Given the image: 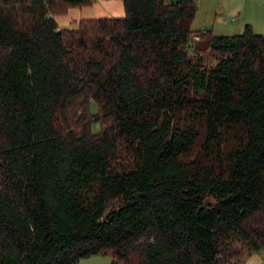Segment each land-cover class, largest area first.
Segmentation results:
<instances>
[{
  "label": "trees",
  "instance_id": "16d2710c",
  "mask_svg": "<svg viewBox=\"0 0 264 264\" xmlns=\"http://www.w3.org/2000/svg\"><path fill=\"white\" fill-rule=\"evenodd\" d=\"M121 2L60 27L92 0H0V264L264 247V33L196 32V0Z\"/></svg>",
  "mask_w": 264,
  "mask_h": 264
},
{
  "label": "rangeland",
  "instance_id": "374dc122",
  "mask_svg": "<svg viewBox=\"0 0 264 264\" xmlns=\"http://www.w3.org/2000/svg\"><path fill=\"white\" fill-rule=\"evenodd\" d=\"M197 2V11L195 14V17L192 22V28L198 31H202L205 29H212L213 33L215 34H238L243 31L245 23H242L241 26V20L239 17H237V8L241 6V0H196ZM121 4V0H112V9H114L112 12H106L109 11L105 8L106 11H103L102 14L105 16H118L123 15L124 10L122 7L121 14H116V9H119ZM91 5H93L92 8L95 9V7L100 8L104 5L102 0H92ZM120 7V8H121ZM228 18L230 21L225 23L223 21L224 18ZM232 22V20H234ZM237 18V19H236ZM259 32V31H256ZM264 33V32H259ZM192 40L197 45H202L204 42L199 38V36L192 35ZM204 65L211 66L214 65L217 61L216 55L211 50L204 49L201 51ZM190 54L193 55L192 52ZM92 110L96 108L95 103L92 102L91 104ZM93 130L98 129V123H95L93 125ZM97 258H100L102 260H106V264L111 263V256L107 254H100ZM235 261L233 264H263L264 261V247L247 252L243 249L242 254L238 257V259H233Z\"/></svg>",
  "mask_w": 264,
  "mask_h": 264
},
{
  "label": "crops",
  "instance_id": "0c3cea01",
  "mask_svg": "<svg viewBox=\"0 0 264 264\" xmlns=\"http://www.w3.org/2000/svg\"><path fill=\"white\" fill-rule=\"evenodd\" d=\"M102 1L104 5L101 8L99 6L97 8L95 7L94 9L92 8L93 5L91 4L70 7L66 13L58 14L55 16L58 25L60 27L74 26L76 25V22L81 18L105 16L102 14L103 11H106L105 8L109 10L106 12H112L114 10L112 9V0H102ZM121 6H122V2L120 4V7ZM120 7L119 9H116V14H121L122 7L121 8ZM236 12H237V17H239L241 20V26L242 23H250L255 31L264 32V0H241V6L237 8ZM223 21L227 23L230 20L225 17ZM233 21H235V19L232 20V22ZM98 256L99 255H92L86 258H82L79 260L78 264L107 263L106 260L97 258Z\"/></svg>",
  "mask_w": 264,
  "mask_h": 264
}]
</instances>
